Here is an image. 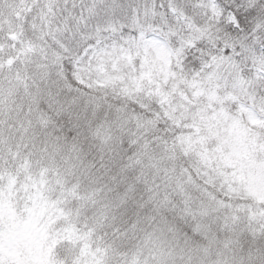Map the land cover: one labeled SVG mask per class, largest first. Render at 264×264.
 I'll return each instance as SVG.
<instances>
[{"label": "snow or ice", "instance_id": "1", "mask_svg": "<svg viewBox=\"0 0 264 264\" xmlns=\"http://www.w3.org/2000/svg\"><path fill=\"white\" fill-rule=\"evenodd\" d=\"M0 264H264V0H0Z\"/></svg>", "mask_w": 264, "mask_h": 264}]
</instances>
